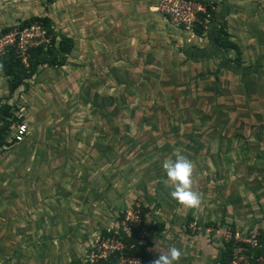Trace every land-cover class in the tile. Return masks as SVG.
Returning <instances> with one entry per match:
<instances>
[{
	"label": "rangeland",
	"instance_id": "1",
	"mask_svg": "<svg viewBox=\"0 0 264 264\" xmlns=\"http://www.w3.org/2000/svg\"><path fill=\"white\" fill-rule=\"evenodd\" d=\"M159 1L0 0V37L37 16L75 41L13 94L0 69V107L28 124L0 147V264H89L143 203L154 260L175 247L176 264H218L225 231L264 227V0H190L216 10L203 36ZM220 22L240 56L215 45ZM181 155L197 206L170 195L163 164Z\"/></svg>",
	"mask_w": 264,
	"mask_h": 264
},
{
	"label": "trees",
	"instance_id": "2",
	"mask_svg": "<svg viewBox=\"0 0 264 264\" xmlns=\"http://www.w3.org/2000/svg\"><path fill=\"white\" fill-rule=\"evenodd\" d=\"M203 1V0H201ZM198 19L193 29V33L198 36H203L204 27L212 24L217 20V13L214 8L207 6L205 12H198ZM38 21L47 30L46 36L49 38L48 43L31 46L27 50V60L23 61L14 48L10 47L3 55H0V69L7 78L8 91L13 94L22 85L26 84L28 80L35 74L39 66L47 65L59 67L65 64V58L72 52L75 41L70 35H58L53 34V29L50 27L51 22L46 17H33L32 19L24 20L20 23L19 29ZM218 27H215L213 40L218 48L224 50H233L237 52V55L242 54L240 45L232 40L225 22L216 23ZM11 27L3 29V33H7ZM51 38V39H50ZM11 107L5 103L0 107V146L6 145L8 141L5 139V135L11 130L13 120ZM22 122V120H18ZM22 143V142H21ZM20 144V143H18ZM137 209V208H136ZM138 220L133 224L129 230L124 229L121 225L126 219L127 211L119 210L117 214V221L120 223L119 229L104 230L103 236H115L120 240L124 246L122 250L111 251L107 258H98L97 260L90 262L89 264H120L121 255L125 257H139L146 264H152L154 257L150 254L151 235L154 231L160 229V225L153 223H147V216L151 212L149 204H141L137 209ZM261 235L260 241L264 237V227H259ZM142 231L149 233V235H143ZM235 233V232H233ZM249 246L245 243L236 242L234 239L224 241V245L221 247L220 259L218 263H229L233 257L234 249L238 245ZM250 251H255V255L263 254L264 247H258L255 250L250 248ZM255 264V263H253Z\"/></svg>",
	"mask_w": 264,
	"mask_h": 264
},
{
	"label": "built area",
	"instance_id": "3",
	"mask_svg": "<svg viewBox=\"0 0 264 264\" xmlns=\"http://www.w3.org/2000/svg\"><path fill=\"white\" fill-rule=\"evenodd\" d=\"M206 7V3L205 6L196 7L195 5L191 4L190 0H160L157 8L165 15H169L173 19L174 23L177 24V26H184L188 30L193 31L196 22L200 21L198 19V12H205ZM15 28L16 29L12 31L11 27L7 33L0 37V55H3L9 50L10 47H12L15 49L17 54H19V57H21L23 61L26 62L28 57L27 50L29 47L49 42V38L46 36L45 28L38 21L30 23L29 25L24 26L22 29H19L18 25ZM35 29H40V39L33 36ZM27 133L28 124L22 120V122H17L15 126L11 127V130H9L8 134L5 135V139L14 144L21 143L26 138ZM260 235L261 230L259 228L249 231L246 236L242 237L237 232L233 233L231 231H225V241L234 239L236 242L249 245L242 246L239 244L234 249L233 257L231 258L230 262L226 264H264V253L255 255V251H250V248L255 250L258 247H264V237L263 240L260 241ZM123 247L124 246L121 243L120 246L114 250H122ZM111 251H104L100 254L93 253L91 262L97 260L98 258H107ZM120 264L146 263H144L139 257H125L121 255Z\"/></svg>",
	"mask_w": 264,
	"mask_h": 264
},
{
	"label": "clouds",
	"instance_id": "4",
	"mask_svg": "<svg viewBox=\"0 0 264 264\" xmlns=\"http://www.w3.org/2000/svg\"><path fill=\"white\" fill-rule=\"evenodd\" d=\"M167 181L171 184L170 195L179 204L193 207L200 203L199 195L191 190L193 163L185 156L166 160L163 164ZM181 256V251L170 247L166 253L158 256L152 264H176Z\"/></svg>",
	"mask_w": 264,
	"mask_h": 264
}]
</instances>
